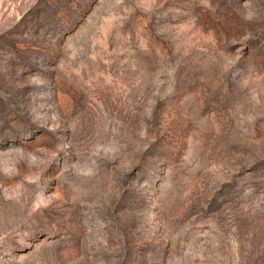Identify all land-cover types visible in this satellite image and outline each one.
Segmentation results:
<instances>
[{
  "label": "rangeland",
  "instance_id": "rangeland-1",
  "mask_svg": "<svg viewBox=\"0 0 264 264\" xmlns=\"http://www.w3.org/2000/svg\"><path fill=\"white\" fill-rule=\"evenodd\" d=\"M0 264H264V0H0Z\"/></svg>",
  "mask_w": 264,
  "mask_h": 264
}]
</instances>
